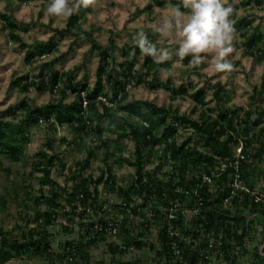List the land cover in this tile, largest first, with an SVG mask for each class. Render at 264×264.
<instances>
[{
  "label": "trees",
  "instance_id": "1",
  "mask_svg": "<svg viewBox=\"0 0 264 264\" xmlns=\"http://www.w3.org/2000/svg\"><path fill=\"white\" fill-rule=\"evenodd\" d=\"M249 21L242 19L236 23L237 31L244 32L247 30ZM75 30H79V15L74 12L69 16L66 28L56 30L49 40L41 42L35 45L34 48L29 47L25 42H21V46L26 50L25 59L27 63L37 58H41L44 55L51 54L57 49V37H64L74 33ZM254 37L247 42L248 50L256 55L259 60L264 59V47L262 46L264 40V34L261 31H256ZM14 39H20L16 34L13 35ZM94 48L99 49L101 61L97 69V80L95 85L90 88L85 83L74 82L67 85L70 92L75 93V99L71 102H65L64 96H67V90H62V95L59 100H53L46 105L33 106L27 100L20 102L19 108L9 107L7 114L15 115L16 109L23 111L25 115V121L27 125L39 124L44 121L51 125H79L86 133H92L99 139L101 145H108L107 140L103 136V129L100 127H91L86 125V112L83 107L82 91H87V97L90 99L88 105V111H94L98 108L100 103L106 113L111 112L114 109L113 105L108 106L102 100H98V97L104 95L112 103L120 106V109L129 112L132 115H136L138 118H142L143 124L137 123L132 126L131 134L136 142L134 159L130 157H123L124 162L134 167L133 178L127 186L118 187L119 194L122 195L123 201L126 202V207H122L119 204H115V208L120 213H126L127 207L131 210L134 216H139V222L132 224L128 220L127 214L124 215L120 221V234L119 236L124 240L126 249L119 247L115 243L110 242L108 244L109 250L113 252H127L128 249L133 246L137 249H142L146 243H148L144 236L148 234L152 225L158 227V243H149L150 246L155 249L159 256L158 264H170L173 261V251L171 247L172 238L168 233L169 208L173 203L183 202L186 197L184 192L177 191V188L192 191L194 194L195 188L198 189L199 194L203 197L202 211L194 217V222L199 225L198 229L203 228L206 231L215 229L217 232L221 226H226L229 219L232 217L229 215L231 209L224 207V198L230 193L231 190V179L229 174L233 171V168H229L220 177L214 175L215 172L219 171L216 169L222 160H235L234 156L236 148L242 144L243 153L250 157L253 152L251 148L256 149L255 158L261 157L260 151H264V122L260 124V117L255 120H251L253 114L261 113L264 114V110L255 111L249 110L243 106L228 107L225 104L227 95L224 93L223 87H217L214 91V95L218 102H221L219 108H217V114L215 116H206L202 114L200 120L191 119L186 115H179L176 111L173 112L167 109L165 106H159L156 103L148 100H140L136 102H126L128 96V85L131 83H141L147 75L158 70L160 67L165 66L166 63H156L151 56L144 57L145 71L142 69L135 70V62L132 60H125L122 64L123 78H115L112 73L107 71L106 67L109 66V60L111 54L108 49L101 48L97 44H93ZM135 52L141 53L138 45L135 43ZM127 49V50H129ZM129 51L125 52L126 56ZM190 57L184 59V64L189 65ZM197 67L188 69L191 74L201 75L197 71ZM191 69V70H190ZM32 78V79H31ZM137 79V80H136ZM64 77L60 71L55 70L51 62H43L40 65L38 74L32 75L27 73L21 76H17L11 81L12 87H18L23 92H28L32 88H36L38 91L52 90L54 91L55 86L59 82H63ZM72 79H70L71 81ZM104 80L107 81L112 88L114 94L112 97H108L106 93L107 86H105ZM189 85V87H188ZM154 88H167L170 89L172 96L175 97L178 94L191 97L196 105L195 107H204L207 103L206 88H196L192 82L186 84L185 82L179 86H173L169 81L164 83L153 84ZM194 88L190 92V88ZM260 87V88H259ZM264 92V82L260 86L254 87V93L252 100L256 102L258 99L256 95H261ZM213 111V110H212ZM168 118H171L168 121ZM22 121V122H23ZM253 121V123H252ZM254 124L259 128V135L252 133L251 125ZM10 122L7 120L0 119V152L8 154L15 160L19 159L20 147L14 144L16 139L14 136L6 137L5 127H8ZM178 126L189 127L196 136L195 143L193 142V135L186 138L182 142L178 141ZM95 129V130H94ZM122 133L120 136H127V131L122 127ZM193 142V144H191ZM206 148L207 150H200V147ZM51 146V144H49ZM152 148H157L153 153ZM51 149V148H50ZM88 154L84 161L78 164V172L74 174L77 181L73 188V192L67 195L69 203H71L72 210L68 212L65 209V213L69 214V218L72 219L78 215L75 211L77 205H73L76 200L78 192L82 191L85 193L83 204L88 199H91V204L99 212H103L110 217L109 211L104 207V200L98 193L99 181H104L109 187L110 192H115L116 178L110 167H106L101 172L99 178L88 175L85 176V171L89 169L92 164V159L95 156V151L91 147H87ZM250 149V150H249ZM162 153V154H161ZM161 154V155H160ZM44 160L37 162V166L43 171L45 179H49L51 176V169L54 165L55 159L61 160L59 154H50L46 151H42ZM110 154H106L108 157ZM153 156H156L159 163L153 169H147L146 166L152 162ZM117 163H122L121 158H118ZM166 165H170L167 169H164ZM250 164L243 160L241 164V171L243 177L247 178L246 169ZM199 170L197 174H194V170ZM157 175H160L157 176ZM205 176H209L212 182H203ZM248 179V178H247ZM202 183V184H201ZM248 184L251 188H254L251 182L248 180ZM93 188V189H91ZM212 188H215L213 190ZM259 195L264 198V190L259 191ZM63 193L58 190H51V195L47 197L49 205V211L44 213L46 218L44 224L47 226L50 224L59 209L65 208L62 205ZM194 197V195H191ZM142 201L138 202V198ZM244 206L240 211V214L235 215L233 219L242 223L243 232L238 233L234 231V240H226L225 237L222 241V252L227 264H233L237 258L236 247L242 245L245 239L250 233V228L247 227L244 215L245 212L250 209L256 214L261 212L264 216V204L251 200L247 194L244 196ZM45 198V197H44ZM7 201L4 198H0V205L4 208ZM162 208H165L162 210ZM148 210V211H147ZM178 210V209H177ZM179 217L176 220L180 227H183L185 222L184 215H181V211L178 210ZM118 214L114 215L117 216ZM81 219L84 218L85 212L79 213ZM102 216V221L104 220ZM94 220L81 222L80 228L85 229V233L79 240L68 241L64 247L62 257L67 259V262L72 263L74 261L82 260V264H91V260L87 255L86 249L92 247L100 241L106 239L104 234H97L95 237H88L90 234V228H92ZM142 229L140 231L139 229ZM185 228V227H183ZM182 228V229H183ZM193 228V227H191ZM197 229V230H198ZM229 234L231 229L225 228ZM192 229L191 232L198 234L199 231ZM0 264L22 256L25 253L32 252L35 255L44 256L49 264H56V259L49 242V235L46 228L43 230L30 229L29 235H26L23 240L18 238L10 240L9 234L0 228ZM177 238V237H176ZM235 241L234 243H232ZM207 241H202L197 247L193 248V245H185L180 243L181 247L184 245V261L175 262V264H191L194 261L196 264L201 262L199 256V248L207 246ZM158 248V249H157ZM254 250V249H253ZM252 258L250 264H264V255L257 251H252ZM207 259V258H206ZM208 261V260H203ZM134 263V262H133ZM129 263V264H133Z\"/></svg>",
  "mask_w": 264,
  "mask_h": 264
},
{
  "label": "rangeland",
  "instance_id": "2",
  "mask_svg": "<svg viewBox=\"0 0 264 264\" xmlns=\"http://www.w3.org/2000/svg\"><path fill=\"white\" fill-rule=\"evenodd\" d=\"M261 13H264V2L261 8L256 9V18L258 19L256 21L263 33L264 15H261ZM76 32L75 47L73 44L68 45L67 38L62 39L60 42L59 49L66 48L67 46L69 47L68 50L74 48L69 53V56H60L58 62H51L54 68L60 71L64 77L62 82L63 86L58 92L55 90L38 91L36 88L30 89L28 92H23L6 85V90H4L5 96L0 97V119L10 122V125L4 128L7 134L6 137L14 136L16 139L14 144L16 143L20 147L18 160L13 159L8 154L0 152V198L2 197L7 201L4 208L0 205V228L9 234L10 240L16 238L23 240L26 235H29L30 229L43 230V228H46L56 264H82V260L80 259L69 263L65 257H62L66 242L79 240L85 233V229L80 228L79 225L82 222L81 218L78 219L75 216L70 219L69 214L65 213V209L72 210V205L64 195V192L73 191L78 181L74 174L78 172V164L87 157V147L89 146L95 151V156L92 159L91 166L85 171V176L90 175L96 179L99 178L101 172L106 167L111 168L116 178L114 184L117 190L110 192L109 187L106 186L107 184L104 181H99L100 183L97 184V188L98 193L100 192L101 199L104 200V206L110 215L119 214L120 211L115 208V202H121L123 197L119 194L118 187L127 186L131 182L135 169L126 164L123 157L135 158L136 142L131 134V130L132 126L137 123L143 124L142 118H138L136 115L121 110L120 106L116 105V103L113 106L114 109L108 113L104 111L102 105L99 103L98 108L92 112L89 111L88 114L94 128L101 127L103 129V136L108 143V145L103 146L94 134L86 133L79 125H51L42 121L39 124L29 126L23 121L25 120L23 111L16 109L15 115L7 114L9 107L19 108L22 100H27L33 106L46 105L53 100H59L63 96L62 90H67L68 93L67 96H64L65 102H71L75 99V96L67 88V85L70 83H85L90 88L95 85L98 68H95L94 65L97 66L98 62H95L94 65V62H86L92 58L89 55V51H86L84 54L85 48L82 49L84 50L82 51L83 54H80L82 62H78L80 58L75 53L77 52V47L89 43L88 40H90L91 35L89 32L91 31H84L83 33L80 29ZM126 40L129 42V39ZM128 42L124 41L123 44H128ZM130 43L133 45V40H130ZM104 46L101 47L109 49L108 52L110 54L114 53L113 48ZM262 46L264 47V40ZM127 51L124 50V52ZM116 53L117 59L115 58V60L117 62H109V66L106 69L115 78L122 79L123 76L118 74V72L122 73L121 64L125 56H123L121 51H117ZM47 56L44 55L39 58V61L48 58ZM144 57L141 53L132 50L129 52L128 58L135 62V70L142 69L144 72L146 68ZM32 63L28 70H30L32 75H36L43 62ZM231 63L233 64V71L212 74L206 71L208 67L207 62H203L196 68L201 75H196L188 72V69L192 68V66L186 65L183 62L177 63L170 60V66L165 68L160 67L158 70L150 72L141 83H131L128 87V96L125 103L148 100L159 106H165L173 112L176 111L179 115H186L191 119L200 120L203 113L206 116H215L217 114L216 109L222 103L216 100L214 91L217 87H223L224 93L227 95L225 104L229 108L243 106L249 110H264V92L261 95H256L258 98L256 102L252 100L254 87L260 86L264 82V61H250L248 57L245 62H238L237 64ZM70 79L72 80L70 81ZM166 81H169L176 87L184 82L186 84L192 82L196 88L204 86L207 96L206 105L196 108V103L191 97L183 94H178L173 97L170 89L154 88L153 86V84L164 83ZM106 82L104 80L105 86H107L106 93L110 98L114 92ZM193 90L194 88L191 87L190 92ZM0 91L2 92L1 89ZM257 117H260V124H263L264 114L255 113L251 120H255ZM170 119L168 118V121ZM122 127L126 129L127 136H120V133L123 132ZM251 127L252 133L259 135V128L261 126L258 127L252 124ZM193 134L189 127L178 126L177 136L179 142L186 140V138ZM195 140L196 136L193 135L194 143ZM149 149H152L153 153L157 148L149 146ZM203 149L207 150L201 145L200 150ZM251 150L255 156L256 149L251 148ZM42 151H46L51 155L59 154L61 158V160L55 159L49 179H45L43 171L37 166V162L44 160ZM259 153L261 157L258 156L255 158L254 156L252 157V154L247 158V164L250 165L246 169V175L252 186L257 191H262L264 190V151H260ZM106 154L110 155L106 157ZM152 157V162L146 166L148 170L153 169L159 163L156 156L152 155ZM118 158H121L122 163H117L116 160ZM169 166L166 165L164 169H167ZM198 171L195 169L194 174L199 173ZM53 188L63 193L60 203L62 201V205L65 208L59 209L55 216L56 218L46 226L44 224L46 219L44 213L49 211L46 198L51 195ZM212 189L215 190V188ZM240 211L237 210V212ZM244 219L247 227L251 230L245 242L236 247L237 259L233 261V264H250L252 251L258 250L264 255V216L261 212L256 214L254 211L248 209L245 212ZM139 220L137 218L131 223H137ZM139 230L142 231L141 228ZM144 239L148 243L142 249H137L136 247L133 249L129 248L127 252L122 253L109 250L108 244L112 242L118 245L122 244L124 240L119 235L116 237L110 236L100 241L95 247H88L86 252L89 260H91V264H129L133 262V264H158L159 256L149 244L150 242L155 244L158 241L157 225H152L149 233L145 234ZM157 245H159L158 242ZM224 263L219 257H212L209 261H201L199 264ZM5 264H49V262L44 256L28 252L20 257L13 258ZM170 264L175 263L174 261H170Z\"/></svg>",
  "mask_w": 264,
  "mask_h": 264
},
{
  "label": "crops",
  "instance_id": "3",
  "mask_svg": "<svg viewBox=\"0 0 264 264\" xmlns=\"http://www.w3.org/2000/svg\"><path fill=\"white\" fill-rule=\"evenodd\" d=\"M180 2L181 0H96L95 4L88 8L81 7L77 11L79 28L83 33L91 31L89 32L91 35L89 43L85 42L88 43L87 45L82 44V47L76 48L77 57H81L82 51L85 50L84 54L89 51L92 59H88L86 62H94L93 65L98 62L97 66L94 65L95 68H98L101 61L100 51L93 47V44H97L100 47L105 45L108 48H113L114 53L111 54L109 62H117L115 60L117 51H121L125 56L122 61L124 62L129 59V53L126 56L124 50L127 51L129 47L135 45L134 37L140 26H143L149 40L155 43L158 48L168 47L174 52L175 46L169 41L161 40L153 26L160 19L158 10L163 8L165 3L178 4ZM263 2V0H227L225 6L233 8L230 19L235 21L234 27L242 19L250 22L247 30H243L244 32L237 31L235 27L236 39L233 42L235 51L228 57L230 62L235 64L245 62L248 57L250 61H264V59L259 60L256 55L251 53L247 46V42L254 37L256 31L262 30L257 24L256 9L261 8ZM47 3L48 0H0V89L2 90L0 97L5 96L6 85L12 87L10 84L14 78L30 73L28 69L33 63H27L25 59L27 49L22 48L21 42L34 48L36 44L49 40L55 35L56 30L66 28L69 17L66 19L47 17L45 15ZM76 31L78 30L70 35L57 37V49L53 53L47 54L48 58L40 61L37 58L32 62H58L60 56H69L74 48L68 50L67 46L59 49L60 42L67 38L68 45L73 44L75 47ZM14 34L20 39H14ZM126 39H129V42ZM130 40H133V45ZM124 41L128 44H123ZM132 50L134 48L129 49V52ZM177 59L173 56L171 61L176 62ZM81 60L80 58L78 62H82ZM165 62H170V60ZM179 62H184V60ZM168 66L170 65L166 63L162 67ZM14 88L19 89L18 87Z\"/></svg>",
  "mask_w": 264,
  "mask_h": 264
},
{
  "label": "clouds",
  "instance_id": "4",
  "mask_svg": "<svg viewBox=\"0 0 264 264\" xmlns=\"http://www.w3.org/2000/svg\"><path fill=\"white\" fill-rule=\"evenodd\" d=\"M96 0H48L45 9L47 17L66 19L81 7L88 8ZM227 0H181L178 4L165 3L159 9L160 19L153 26L161 40L169 41L175 51L168 47H157L139 27L134 41L143 56H151L158 64L173 59L177 63L190 57L189 65L197 67L207 60L209 73H228L233 64L228 57L235 49V21ZM264 15V13H261Z\"/></svg>",
  "mask_w": 264,
  "mask_h": 264
},
{
  "label": "built area",
  "instance_id": "5",
  "mask_svg": "<svg viewBox=\"0 0 264 264\" xmlns=\"http://www.w3.org/2000/svg\"><path fill=\"white\" fill-rule=\"evenodd\" d=\"M32 79V78H31ZM131 84L128 85V87ZM63 86L62 82H59L55 86V91L58 92L59 89ZM74 96L75 93L71 92ZM87 91H82V97H83V107L86 112V120L85 123L88 126L94 127L92 120L89 118L88 114V105L90 103V99L87 97ZM98 100H102L105 102L108 106H114L115 102H111L108 100L107 97L104 95H101L98 97ZM235 160H222L220 159V163L218 167H216L217 172L214 173L215 176L220 177L224 172H226L229 168H233V171L229 174V178L231 179V190L230 193L225 196L224 198V207L231 209L230 216L232 217L229 219L226 226H221L220 230L217 232L215 229H212L211 231H206V229H198L200 227L194 222V217H196L201 211V207L203 206V197L199 194V191L197 188L194 190V194H192V191L190 190H184L181 187L177 188V191L184 192L186 199L181 203H173L169 208L168 218H169V226H168V233L170 237L172 238L171 241V247L173 251V261L175 262H183L184 261V245L181 247L180 243H185V245H193V248L198 246L202 241H207V246L203 248H199V256L200 260H210L212 257H219L220 260H223L227 264L228 260L223 255L221 245L222 241L221 239L223 237L226 238V240H234V231L237 230V232L240 234L243 232L242 223L238 222L237 220L233 219L235 215L240 214V212H237V210H242V208H245L243 202L247 194L250 196V199L255 202L263 203L264 204V198L263 196L259 195V191L256 190V188H251L248 184L247 178L243 177V173L241 171V164L242 161H247L248 155L243 153V145L240 144L236 148V153L234 156ZM160 177V175H157ZM212 182L211 178L209 176H205L203 182ZM201 183V184H202ZM93 189V188H91ZM73 191L64 192V195L67 198L68 194H71ZM191 195H194L192 197ZM85 198V193L80 191L76 195V200L73 202V205H77L75 208V211L78 215V219H80L79 213L81 211L85 212V216L82 220V222L86 221H92L94 220V224L92 228H90V234H88V237H95L97 234H104L106 236V239L110 236L116 237L120 234V221L124 215L127 214L129 222H134L135 219L139 218V216H134L132 214L131 210L127 207L126 213H119L117 216L111 215L110 217L107 216V214L103 212H99L96 210V208L91 204V199H88V201L83 204V199ZM138 202L142 201L141 198L137 197ZM116 204H119L122 207H126V202L121 200V202H115ZM105 207V206H104ZM72 209V207H71ZM165 208H162L164 210ZM181 211V215H184L185 222L183 223V227H180L178 222L176 220L179 217L178 210ZM68 210V209H66ZM71 211V210H68ZM237 212V213H236ZM116 215V214H115ZM104 216V220L107 219V221H102L101 218ZM101 217V218H100ZM193 227V228H191ZM183 228V229H182ZM225 228H230L231 231L228 234L226 232ZM197 230L199 231L198 234H194L191 232V230ZM177 237V238H176ZM233 241L232 243H234ZM117 245V244H116ZM119 247L126 249L127 246L124 242L122 244H118ZM131 249L134 247L131 246ZM195 249V248H194ZM197 250V249H195ZM207 258V259H206Z\"/></svg>",
  "mask_w": 264,
  "mask_h": 264
},
{
  "label": "water",
  "instance_id": "6",
  "mask_svg": "<svg viewBox=\"0 0 264 264\" xmlns=\"http://www.w3.org/2000/svg\"><path fill=\"white\" fill-rule=\"evenodd\" d=\"M191 264H196V263L194 261H192Z\"/></svg>",
  "mask_w": 264,
  "mask_h": 264
}]
</instances>
